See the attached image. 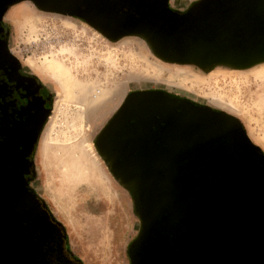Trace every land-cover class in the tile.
<instances>
[{"label":"water","instance_id":"1","mask_svg":"<svg viewBox=\"0 0 264 264\" xmlns=\"http://www.w3.org/2000/svg\"><path fill=\"white\" fill-rule=\"evenodd\" d=\"M23 1L79 18L112 42L138 37L165 63L204 71L264 63V0H197L184 12L169 0L6 5ZM93 145L133 196L140 229L129 246L131 264H264V170L235 118L139 91L125 96ZM5 171L0 164V264H24L22 222L31 231L59 227L24 179Z\"/></svg>","mask_w":264,"mask_h":264},{"label":"rangeland","instance_id":"2","mask_svg":"<svg viewBox=\"0 0 264 264\" xmlns=\"http://www.w3.org/2000/svg\"><path fill=\"white\" fill-rule=\"evenodd\" d=\"M196 1L169 0V7L183 12ZM6 22L22 62L52 92L54 110L36 149L32 187L62 225L69 248L82 264H128L129 246L140 227L132 194L115 182L92 144L125 96L162 91L229 114L264 156V64L204 71L165 63L138 37L112 42L79 18L42 12L31 2L12 6ZM98 79L105 85L104 95L95 102H80L77 83ZM72 86L74 105H67ZM60 106L62 129L46 141V129ZM68 117L74 125L65 124ZM70 146L78 150L83 169L69 163ZM85 171L88 176L81 177Z\"/></svg>","mask_w":264,"mask_h":264},{"label":"flooded vegetation","instance_id":"3","mask_svg":"<svg viewBox=\"0 0 264 264\" xmlns=\"http://www.w3.org/2000/svg\"><path fill=\"white\" fill-rule=\"evenodd\" d=\"M6 4V0H0V164L6 169L5 173L24 179L27 189L36 194L53 223L59 227L51 232L42 229L31 231L30 222H22L20 234L24 237H19V243L23 245V263L82 264L71 252L62 225L52 217L43 199L32 187L35 179L34 156L54 110L52 92L47 82L22 62L19 52L12 46L6 15L15 4ZM165 94L190 105L201 106L185 97ZM258 153L253 160L264 170V156L259 149ZM128 259V264H131L129 253Z\"/></svg>","mask_w":264,"mask_h":264},{"label":"bare ground","instance_id":"4","mask_svg":"<svg viewBox=\"0 0 264 264\" xmlns=\"http://www.w3.org/2000/svg\"><path fill=\"white\" fill-rule=\"evenodd\" d=\"M41 11V10H39ZM44 12V11H42ZM46 13H52V12H46ZM53 14H58V13H53ZM59 15H62V14H59ZM64 16H68V15H64ZM71 17V16H69ZM97 32V31H96ZM100 34V33H99ZM105 38V37H104ZM108 40V39H107ZM247 70V69H245ZM70 71L72 72L71 73V77H72V74L74 73V71H72V69H70ZM75 75V73H74ZM77 83V82H76ZM75 83V84H76ZM78 84V85H77ZM76 85V88L74 86H72V89H73V92L71 94V101L67 104V105H74V88L76 89V94L79 95V101L80 102H83V101H86L88 103H91V102H95L96 99H99L101 98L103 95H104V92H106V88H105V85H102L101 84V81L98 79V80H93V81H90L89 83H86V84H79L77 83ZM71 90V89H70ZM100 95V96H99ZM62 106H60L57 110H56V113H55V121L54 122H51L50 125L47 127L46 129V133H45V138H46V141H49L50 139H52L59 131H61L62 129V125H61V122L58 120L61 112H62ZM66 113H74L73 110H68L66 111ZM74 115V114H72ZM77 115V114H76ZM76 115H75V119H76ZM72 121V122H71ZM72 123V124H71ZM65 124L66 125H74V119H72V117H68V119L65 121ZM93 144V142H92ZM74 145V144H73ZM94 146V145H93ZM68 150L66 151L67 154H72L73 153V156H72V159H69V163L70 164H74V169H78V170H81L83 169V166L81 165V163H84L81 159H79L77 157V149L76 147L74 148V146H70L67 148ZM76 173L75 172V176H76ZM110 174V173H109ZM74 174H72V178L75 177ZM88 176V171H85L81 177H84L86 178ZM112 176V175H111ZM113 178V177H112ZM114 179V178H113ZM116 182V180H115ZM120 185V184H119ZM122 187V186H121ZM124 189V188H123ZM125 190V189H124Z\"/></svg>","mask_w":264,"mask_h":264},{"label":"crops","instance_id":"5","mask_svg":"<svg viewBox=\"0 0 264 264\" xmlns=\"http://www.w3.org/2000/svg\"><path fill=\"white\" fill-rule=\"evenodd\" d=\"M73 230V229H72ZM67 235V234H66ZM73 236H74V233H73ZM73 239H74V237H73ZM72 245H73V248H74V242H73V240H72ZM72 250V249H71ZM73 254H74V251L72 250L71 251Z\"/></svg>","mask_w":264,"mask_h":264}]
</instances>
